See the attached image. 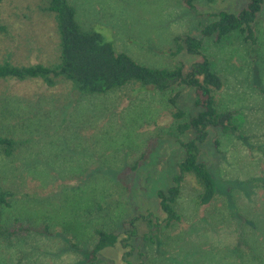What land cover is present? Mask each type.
Segmentation results:
<instances>
[{"label":"rangeland","instance_id":"1","mask_svg":"<svg viewBox=\"0 0 264 264\" xmlns=\"http://www.w3.org/2000/svg\"><path fill=\"white\" fill-rule=\"evenodd\" d=\"M68 1L83 29L139 63L172 68L181 62L188 71L209 58L223 79L214 93L218 109L234 111L238 133L209 129L199 160L213 172L216 193L200 204L201 186L185 175L176 203L181 221L166 226L156 193L174 183L186 154L180 143L194 137L178 127L199 111L194 87L134 91L128 84L84 94L70 81L49 86L40 78H0V137L27 139L11 155L0 145L1 185L12 192L2 225L18 219L29 228L0 235V264H90L69 241L90 249L97 228L121 241L92 264H264V2L250 54L237 33L220 43L201 34L209 14L238 12L248 0H196L195 11L182 0ZM41 4L1 0L0 62L58 60L55 16ZM186 34L203 39L201 54L175 52L174 37ZM176 93L185 111L179 119L169 100Z\"/></svg>","mask_w":264,"mask_h":264},{"label":"trees","instance_id":"2","mask_svg":"<svg viewBox=\"0 0 264 264\" xmlns=\"http://www.w3.org/2000/svg\"><path fill=\"white\" fill-rule=\"evenodd\" d=\"M182 1L189 9L195 11L196 0ZM263 2L264 0H248L238 12L221 10L209 14L213 19L202 25V37H212L215 43H220L231 34L237 33L249 45V53L252 54L257 48L254 23ZM39 9L55 16L59 36L58 60L52 65L43 63L16 65L0 62V78L18 80L40 78L49 86H55L59 81H70L76 91L84 94H102L128 84L136 86L133 88L134 91L153 86L163 92L176 83L194 87L196 97L193 105L199 111L178 125L182 133L194 131V137L180 143L186 154L178 163L179 173L174 177V183L166 189H158L156 193L162 214L161 222L168 226L181 221L182 215L176 208V203L185 175H190L201 186L200 204L211 202L216 193V178L208 165L199 160V146L206 139L210 128H220L225 133L235 134L238 133V127L234 123V111L218 109L214 93L223 87V79L212 68L210 59L203 57L202 60L194 62L188 71L184 70L181 62L172 68L145 65L125 52L116 51L113 44L97 31L83 29L76 19L75 7L68 0H42ZM174 44L176 53L185 50L193 54H201L204 45L202 38L189 34L177 35L174 37ZM178 96L176 93L169 100L175 107L173 116L179 119L185 116V111L177 105ZM26 140L0 137V145L6 155H11L13 151L23 146ZM148 149L149 147L142 153L141 160H144ZM11 196L12 192L4 188L0 180V235L7 238L29 230L28 225H23L18 219L12 227H3V210L11 205L9 201ZM136 220L137 218L130 221L133 227L130 230L132 234H135L133 225ZM148 221L152 224V220ZM159 222L158 220L156 224ZM94 233L96 240L87 250L80 249L78 244L69 241L71 247L82 251L84 260L90 264L100 258L103 250L121 241L115 232L104 228H97ZM131 233L122 241H127ZM146 239L152 240L149 235H146Z\"/></svg>","mask_w":264,"mask_h":264}]
</instances>
